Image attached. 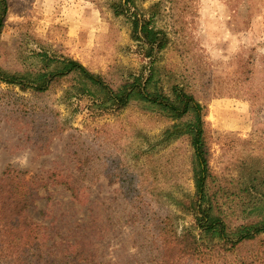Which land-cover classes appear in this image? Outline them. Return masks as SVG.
<instances>
[{
    "label": "rangeland",
    "instance_id": "rangeland-1",
    "mask_svg": "<svg viewBox=\"0 0 264 264\" xmlns=\"http://www.w3.org/2000/svg\"><path fill=\"white\" fill-rule=\"evenodd\" d=\"M125 2L7 0L0 67L31 77L44 66L38 54H47L76 60L117 87L147 78L155 60L165 91L179 86L205 107L210 192L221 188L224 220L231 226L258 220L264 213V0ZM135 15L167 36V47L152 58L134 32ZM72 85L65 79L37 96L0 81V178L11 168L48 184L26 210L41 227L44 261L156 264L161 229L200 233L195 215L175 203L196 194L190 141L161 143L173 122L136 102L119 112L104 109L91 97L71 96ZM51 111L62 135L52 131ZM66 177L74 178L80 199L56 183ZM228 256L264 264V245Z\"/></svg>",
    "mask_w": 264,
    "mask_h": 264
},
{
    "label": "trees",
    "instance_id": "trees-1",
    "mask_svg": "<svg viewBox=\"0 0 264 264\" xmlns=\"http://www.w3.org/2000/svg\"><path fill=\"white\" fill-rule=\"evenodd\" d=\"M130 2L131 0H126L124 5L127 6ZM7 12V0H0V37ZM133 25L137 39L145 40V46L149 50L147 58H152L157 50L161 52L167 47L166 34L151 27V21L141 20L135 15ZM38 56L42 58L44 66L34 76L21 77L0 67V81L10 86H19L23 90L31 89L34 95L40 96L59 86L65 79H70L73 82L72 88L76 91L71 96L91 97L102 108L117 112L125 110L134 102L144 104L145 108L173 122L164 132L161 143L183 137L189 139L194 153L193 180L196 194L188 203L178 200L175 203L195 215L196 228L200 233L196 235L192 229H188L178 235L168 233L165 228L161 229L162 241L156 264H183L184 260L199 264L253 263L246 262L243 258L231 262L228 255H234L247 245H264V213L256 221L236 226H231L224 220L218 204V192H221V188L216 187L219 191L210 192L212 176L209 171L205 107L194 95L179 86L172 87L169 92L165 91L155 78V60L150 63V75L147 78L137 76L114 87L76 60L51 57L47 54ZM262 69L264 71V64ZM251 72L254 74V70L250 69ZM51 114L52 131L62 135L65 131L63 125L56 118L55 111H51ZM87 165L89 164L82 163L81 167ZM71 180L74 178L66 177L56 183L64 186L78 200L80 194ZM47 186L44 181L26 180L11 168L0 178V264H52L43 260L39 240L41 227L26 217V210L38 198L39 190ZM256 257L258 260L259 257Z\"/></svg>",
    "mask_w": 264,
    "mask_h": 264
},
{
    "label": "clouds",
    "instance_id": "clouds-1",
    "mask_svg": "<svg viewBox=\"0 0 264 264\" xmlns=\"http://www.w3.org/2000/svg\"><path fill=\"white\" fill-rule=\"evenodd\" d=\"M22 163H26V158L22 161Z\"/></svg>",
    "mask_w": 264,
    "mask_h": 264
}]
</instances>
